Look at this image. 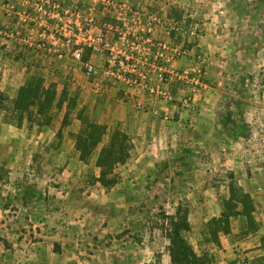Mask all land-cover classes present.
<instances>
[{
	"label": "rangeland",
	"instance_id": "374dc122",
	"mask_svg": "<svg viewBox=\"0 0 264 264\" xmlns=\"http://www.w3.org/2000/svg\"><path fill=\"white\" fill-rule=\"evenodd\" d=\"M80 112L129 135L112 185ZM178 206L205 264H264V0H0V264H172Z\"/></svg>",
	"mask_w": 264,
	"mask_h": 264
},
{
	"label": "trees",
	"instance_id": "16d2710c",
	"mask_svg": "<svg viewBox=\"0 0 264 264\" xmlns=\"http://www.w3.org/2000/svg\"><path fill=\"white\" fill-rule=\"evenodd\" d=\"M51 85L53 84H49L47 88L43 89L47 94L45 102L48 105L57 104L58 106H62V98L57 100L55 93L53 94L54 96L49 93ZM39 88L40 86H33L31 83L21 87L15 102V107L28 105L30 102L25 103V101L30 99L31 96L35 97V93ZM78 119L81 121L82 127L76 134L75 147L80 151L81 159H86L90 151L102 142L104 143L106 139V144L98 152L96 164L100 168L99 180L106 185L114 184L116 178L114 176H108V173L111 172L116 164H122L129 158L131 148L129 135L123 130L118 129H114L107 134L106 127L103 124L89 120L83 115V112L78 114ZM229 192L230 196L226 200V203L231 206L236 207L239 203L244 205L250 201L249 195L247 194H243L236 199L237 193L233 186L230 187ZM223 216L225 220L226 216L228 217L227 214H222L221 217L218 219L214 218L213 220L217 222L218 220H222ZM169 219V232L167 235L169 239L168 250L172 264H205L203 256L196 255L192 246L183 235V232L191 229L187 211L182 209L181 206H178L176 213L169 216Z\"/></svg>",
	"mask_w": 264,
	"mask_h": 264
},
{
	"label": "built area",
	"instance_id": "2783aa9c",
	"mask_svg": "<svg viewBox=\"0 0 264 264\" xmlns=\"http://www.w3.org/2000/svg\"><path fill=\"white\" fill-rule=\"evenodd\" d=\"M67 40H68V43L71 42V40H69V39H67ZM77 49H79V48L77 47ZM76 54H77V56H80V51H78ZM87 72H89V74H91L92 72H95V70L92 68V66H89Z\"/></svg>",
	"mask_w": 264,
	"mask_h": 264
},
{
	"label": "crops",
	"instance_id": "0c3cea01",
	"mask_svg": "<svg viewBox=\"0 0 264 264\" xmlns=\"http://www.w3.org/2000/svg\"><path fill=\"white\" fill-rule=\"evenodd\" d=\"M256 175V174H255Z\"/></svg>",
	"mask_w": 264,
	"mask_h": 264
}]
</instances>
